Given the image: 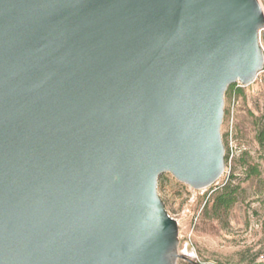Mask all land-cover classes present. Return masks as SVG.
Masks as SVG:
<instances>
[{
    "label": "water",
    "instance_id": "water-1",
    "mask_svg": "<svg viewBox=\"0 0 264 264\" xmlns=\"http://www.w3.org/2000/svg\"><path fill=\"white\" fill-rule=\"evenodd\" d=\"M263 30L260 0H0V264H198L159 178L222 177Z\"/></svg>",
    "mask_w": 264,
    "mask_h": 264
},
{
    "label": "rangeland",
    "instance_id": "rangeland-1",
    "mask_svg": "<svg viewBox=\"0 0 264 264\" xmlns=\"http://www.w3.org/2000/svg\"><path fill=\"white\" fill-rule=\"evenodd\" d=\"M260 3L264 11V0ZM260 39L264 49V30ZM237 87L241 95H225L221 134L229 159L222 177L203 190L170 173L159 178V196L179 224L178 251L198 264H264V151L256 140V118L264 116V70L250 86ZM250 166H258L260 175L247 177ZM231 180L240 188L238 201L217 216L212 203L206 204Z\"/></svg>",
    "mask_w": 264,
    "mask_h": 264
},
{
    "label": "trees",
    "instance_id": "trees-1",
    "mask_svg": "<svg viewBox=\"0 0 264 264\" xmlns=\"http://www.w3.org/2000/svg\"><path fill=\"white\" fill-rule=\"evenodd\" d=\"M238 84L231 85L226 95L232 96V95H241L243 93L242 88L237 87ZM257 121V134H256V140L260 146V148L264 151V116H261L259 118H256ZM229 159V155L226 156V162ZM245 174L247 177L250 176H259L260 170L258 166H250L246 168ZM235 177L233 176V179ZM239 186H235L231 181H228L227 184H225L222 188H220L213 196L211 200H209L206 204L212 203V211L217 216H219L223 212L229 211L238 201L239 196ZM252 264H256L253 262Z\"/></svg>",
    "mask_w": 264,
    "mask_h": 264
}]
</instances>
